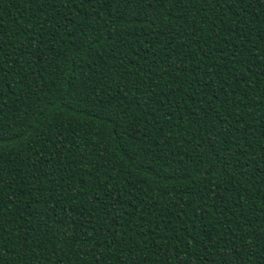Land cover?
I'll use <instances>...</instances> for the list:
<instances>
[{"label":"trees","instance_id":"trees-1","mask_svg":"<svg viewBox=\"0 0 264 264\" xmlns=\"http://www.w3.org/2000/svg\"><path fill=\"white\" fill-rule=\"evenodd\" d=\"M0 264H264V0H0Z\"/></svg>","mask_w":264,"mask_h":264}]
</instances>
